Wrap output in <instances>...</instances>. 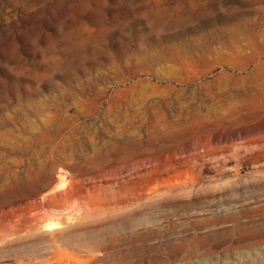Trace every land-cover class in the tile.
<instances>
[{
  "label": "rangeland",
  "instance_id": "374dc122",
  "mask_svg": "<svg viewBox=\"0 0 264 264\" xmlns=\"http://www.w3.org/2000/svg\"><path fill=\"white\" fill-rule=\"evenodd\" d=\"M0 264H264V0H0Z\"/></svg>",
  "mask_w": 264,
  "mask_h": 264
}]
</instances>
